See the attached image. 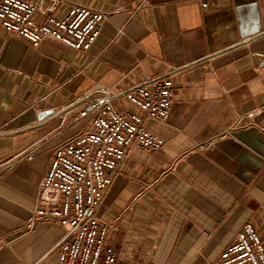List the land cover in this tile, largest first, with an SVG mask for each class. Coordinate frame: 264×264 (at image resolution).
Masks as SVG:
<instances>
[{
	"label": "crops",
	"instance_id": "1",
	"mask_svg": "<svg viewBox=\"0 0 264 264\" xmlns=\"http://www.w3.org/2000/svg\"><path fill=\"white\" fill-rule=\"evenodd\" d=\"M74 1L115 10L85 52L0 27V264L55 262L65 229L26 224L54 151L85 129L84 93L112 87L121 109L157 76L172 107L144 125L164 143L123 159L96 209L107 242L143 264H213L245 223L264 231V0Z\"/></svg>",
	"mask_w": 264,
	"mask_h": 264
},
{
	"label": "built area",
	"instance_id": "2",
	"mask_svg": "<svg viewBox=\"0 0 264 264\" xmlns=\"http://www.w3.org/2000/svg\"><path fill=\"white\" fill-rule=\"evenodd\" d=\"M114 11L74 0H0V27L34 47L53 40L85 52ZM174 92L171 77H153L127 90L128 106L121 109L114 104L112 87L96 86L84 93L87 107L74 119L86 116L85 129L54 151L34 217L26 224L32 227L37 218L65 229L56 244L54 264H143L120 257L107 242L108 226L96 209L131 148L152 152L162 146L163 139L147 130L144 122L165 121ZM213 264H264V231L245 223Z\"/></svg>",
	"mask_w": 264,
	"mask_h": 264
},
{
	"label": "water",
	"instance_id": "3",
	"mask_svg": "<svg viewBox=\"0 0 264 264\" xmlns=\"http://www.w3.org/2000/svg\"><path fill=\"white\" fill-rule=\"evenodd\" d=\"M50 111H51V110H47V111L43 112V114H42V115H39L38 117H39V118H41L42 116H44V115H46V114H49V113H51Z\"/></svg>",
	"mask_w": 264,
	"mask_h": 264
},
{
	"label": "rangeland",
	"instance_id": "4",
	"mask_svg": "<svg viewBox=\"0 0 264 264\" xmlns=\"http://www.w3.org/2000/svg\"><path fill=\"white\" fill-rule=\"evenodd\" d=\"M80 126H82V124H80Z\"/></svg>",
	"mask_w": 264,
	"mask_h": 264
}]
</instances>
